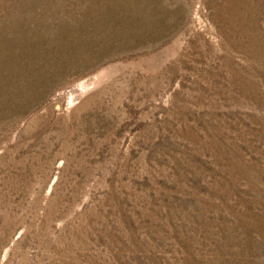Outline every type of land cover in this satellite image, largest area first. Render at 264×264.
Listing matches in <instances>:
<instances>
[{"label": "rangeland", "instance_id": "1", "mask_svg": "<svg viewBox=\"0 0 264 264\" xmlns=\"http://www.w3.org/2000/svg\"><path fill=\"white\" fill-rule=\"evenodd\" d=\"M0 264H264V0H0Z\"/></svg>", "mask_w": 264, "mask_h": 264}, {"label": "bare ground", "instance_id": "2", "mask_svg": "<svg viewBox=\"0 0 264 264\" xmlns=\"http://www.w3.org/2000/svg\"><path fill=\"white\" fill-rule=\"evenodd\" d=\"M73 86V85H72ZM62 105V104H61Z\"/></svg>", "mask_w": 264, "mask_h": 264}]
</instances>
